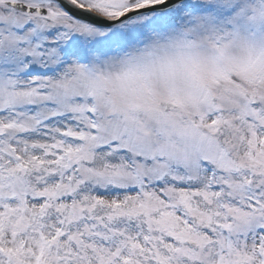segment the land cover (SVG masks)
Instances as JSON below:
<instances>
[{"label": "snow or ice", "instance_id": "snow-or-ice-1", "mask_svg": "<svg viewBox=\"0 0 264 264\" xmlns=\"http://www.w3.org/2000/svg\"><path fill=\"white\" fill-rule=\"evenodd\" d=\"M0 264H264V0H0Z\"/></svg>", "mask_w": 264, "mask_h": 264}]
</instances>
